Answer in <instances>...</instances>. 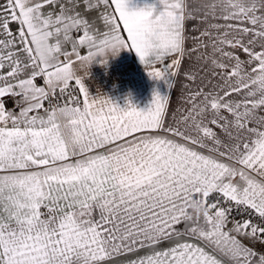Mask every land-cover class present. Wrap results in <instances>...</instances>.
I'll use <instances>...</instances> for the list:
<instances>
[{
  "label": "snow or ice",
  "instance_id": "6c2138e0",
  "mask_svg": "<svg viewBox=\"0 0 264 264\" xmlns=\"http://www.w3.org/2000/svg\"><path fill=\"white\" fill-rule=\"evenodd\" d=\"M130 3L0 0V264H264V0Z\"/></svg>",
  "mask_w": 264,
  "mask_h": 264
},
{
  "label": "crops",
  "instance_id": "0c3cea01",
  "mask_svg": "<svg viewBox=\"0 0 264 264\" xmlns=\"http://www.w3.org/2000/svg\"><path fill=\"white\" fill-rule=\"evenodd\" d=\"M155 0H131L130 7H143ZM160 6L157 4V8ZM97 58L89 68L85 83L93 96H106L121 108L129 104L137 110H147L153 101L154 93L161 96L171 95L164 79H154L148 75L145 67L133 50H121L115 56H109L106 64ZM179 89V86H177ZM175 104V100H173Z\"/></svg>",
  "mask_w": 264,
  "mask_h": 264
}]
</instances>
